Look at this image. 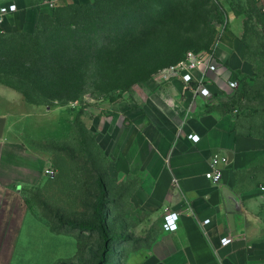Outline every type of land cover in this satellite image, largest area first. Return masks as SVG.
I'll return each mask as SVG.
<instances>
[{"label": "rangeland", "instance_id": "rangeland-1", "mask_svg": "<svg viewBox=\"0 0 264 264\" xmlns=\"http://www.w3.org/2000/svg\"><path fill=\"white\" fill-rule=\"evenodd\" d=\"M9 1L0 0V7ZM136 17L150 24H136ZM137 27L142 30L138 39L117 41V32L132 35ZM17 31L29 30H0V113L7 116L3 137L10 146L1 166L19 179L13 187L16 202L0 206V264H127L134 249L150 245L152 229L141 227L144 214L129 200L134 180L125 173L112 175V160L100 150L93 127L97 117L112 114L113 106H142L151 82L186 52L214 49L224 36L243 43L253 72L238 90L244 98H235L227 110L239 133L264 136V0H140L136 10L78 31L80 58L86 55L85 39L99 35L101 45L93 52L107 45L103 53L110 61L102 73L93 69L79 99L51 106L27 100L33 107L18 109L21 101L11 88L38 93L19 78L33 66L23 60L30 40ZM54 52L59 58L61 53ZM17 148L26 153L21 156ZM36 156L52 164V177L41 171ZM99 177L107 189L110 230L120 236L106 262L99 233L79 227L94 220ZM256 181L264 185L262 165Z\"/></svg>", "mask_w": 264, "mask_h": 264}, {"label": "crops", "instance_id": "crops-1", "mask_svg": "<svg viewBox=\"0 0 264 264\" xmlns=\"http://www.w3.org/2000/svg\"><path fill=\"white\" fill-rule=\"evenodd\" d=\"M11 2L19 10L4 15L6 30L32 32L54 7L49 0ZM244 53L236 36H224L216 47L229 70L251 75L253 66ZM211 88L214 96L204 98L182 79L159 77L151 82L142 106L121 103L111 107L110 116L95 120L96 141L112 160V175L125 173L134 180L130 203L144 214L141 227L152 229L150 245L134 249L127 264H264V185L256 181L258 169L264 166L259 162L264 158V136L239 133L227 110L235 99L232 91L223 83ZM11 92L21 101L18 109L33 107L24 93L14 88ZM193 133L200 136L198 142L189 139ZM20 150L23 156L26 151ZM9 151V144L0 138L2 208L17 200L13 187L19 179L1 166ZM218 152L232 158L223 167L221 181L214 183L206 173ZM36 161L44 172L48 161L43 157ZM171 212L178 213L179 227L174 232L163 229L164 216ZM230 214L235 215V230ZM206 219L210 221L202 225ZM229 237L233 240L223 245Z\"/></svg>", "mask_w": 264, "mask_h": 264}, {"label": "trees", "instance_id": "trees-1", "mask_svg": "<svg viewBox=\"0 0 264 264\" xmlns=\"http://www.w3.org/2000/svg\"><path fill=\"white\" fill-rule=\"evenodd\" d=\"M138 2L140 0L60 2L53 7L51 14L42 15L34 31H17L25 32L27 39L30 40L28 41L29 50L24 53L23 60L33 66L31 70L29 69L30 71H27V74L19 75V78L27 82L38 93V96H33L28 91H23L27 100L51 106L53 103L66 104L79 99L85 93L84 88L91 78L93 69L101 71V73L104 72V68L110 61V54L103 53V49L107 47L105 45L95 55L93 48L101 45V40L99 35L93 37L89 35L84 41V46L87 47L86 55L84 58H80L76 51L80 46L76 34L80 30H91L98 21L104 18L121 16L125 12L136 10ZM147 20L141 21L136 17L134 22L136 24L143 23V25L150 24V21ZM138 28L132 31V35L117 32L115 34L117 41L125 42L138 39L142 35V30ZM0 30L4 29L0 28ZM71 46L74 47V50H71ZM54 49L61 53L59 58H57ZM186 53L174 58L172 62L176 63L183 59ZM37 65L38 69H36ZM235 73L243 85L246 75L237 71ZM243 98L242 96L238 97V99ZM97 182L100 186V196L94 206V220L81 222L79 227L86 231L95 230L99 233L106 251V262L108 255L113 252L112 245L119 240L120 236L110 230L105 211L106 185L101 177ZM71 224L77 226L75 223Z\"/></svg>", "mask_w": 264, "mask_h": 264}, {"label": "built area", "instance_id": "built-area-1", "mask_svg": "<svg viewBox=\"0 0 264 264\" xmlns=\"http://www.w3.org/2000/svg\"><path fill=\"white\" fill-rule=\"evenodd\" d=\"M60 0H49L52 6L59 3ZM19 10L16 2H11L0 7V28H3L2 21L4 15L14 13ZM4 29V28H3ZM211 74H214L212 76ZM159 77L165 81L172 79H182L186 87L190 88L195 95L212 98L214 93L211 85L223 83L227 84L232 91L233 97L240 89V79L236 73L226 67V62L220 60L216 54V48L207 51L194 52L189 51L186 56L178 62L164 67ZM237 110V109H235ZM189 139L198 142L200 136L198 134H189ZM228 164V156L223 153H215L211 157L210 170L206 173V177L214 183H219L223 176V167ZM55 173V168L52 164H48L45 169V174L52 177ZM174 184L178 185L177 179H174ZM210 219L202 222V225L208 223ZM178 213L171 212L164 216L163 229L168 232H174L178 229ZM233 239L231 237L223 241V245L230 243Z\"/></svg>", "mask_w": 264, "mask_h": 264}, {"label": "water", "instance_id": "water-1", "mask_svg": "<svg viewBox=\"0 0 264 264\" xmlns=\"http://www.w3.org/2000/svg\"><path fill=\"white\" fill-rule=\"evenodd\" d=\"M6 120H7L6 116H0V138L3 137ZM226 155L228 156V163L231 162V158H232L231 154H226ZM229 220H230L232 229L235 230V225H234L235 224V215L234 214H230L229 215Z\"/></svg>", "mask_w": 264, "mask_h": 264}]
</instances>
